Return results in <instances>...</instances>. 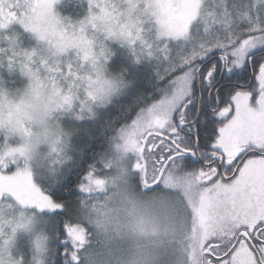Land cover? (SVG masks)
<instances>
[{
  "label": "snow or ice",
  "instance_id": "snow-or-ice-1",
  "mask_svg": "<svg viewBox=\"0 0 264 264\" xmlns=\"http://www.w3.org/2000/svg\"><path fill=\"white\" fill-rule=\"evenodd\" d=\"M0 0V264H264V0Z\"/></svg>",
  "mask_w": 264,
  "mask_h": 264
},
{
  "label": "rangeland",
  "instance_id": "rangeland-1",
  "mask_svg": "<svg viewBox=\"0 0 264 264\" xmlns=\"http://www.w3.org/2000/svg\"><path fill=\"white\" fill-rule=\"evenodd\" d=\"M64 3L69 4L68 9L74 12L75 14H77L79 16L78 18H80L83 15L86 8V5L82 3V0H59V2L54 5V12L58 13L61 17H69L64 15L60 9V7ZM78 18H72V19H78Z\"/></svg>",
  "mask_w": 264,
  "mask_h": 264
},
{
  "label": "trees",
  "instance_id": "trees-1",
  "mask_svg": "<svg viewBox=\"0 0 264 264\" xmlns=\"http://www.w3.org/2000/svg\"><path fill=\"white\" fill-rule=\"evenodd\" d=\"M69 8V4L64 3L60 9L62 11V13L66 16L72 17V18H78L79 16L77 14H75L74 12H72L71 10L68 9Z\"/></svg>",
  "mask_w": 264,
  "mask_h": 264
}]
</instances>
